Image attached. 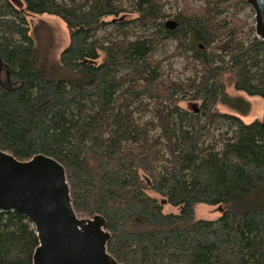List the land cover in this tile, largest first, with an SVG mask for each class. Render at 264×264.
Listing matches in <instances>:
<instances>
[{
	"label": "trees",
	"instance_id": "1",
	"mask_svg": "<svg viewBox=\"0 0 264 264\" xmlns=\"http://www.w3.org/2000/svg\"><path fill=\"white\" fill-rule=\"evenodd\" d=\"M21 1L62 19L69 41L41 56L29 17L0 0V149L59 161L77 217L103 219L116 264H264V116L247 122L242 95L264 99V41L226 15L248 0L170 13L163 0ZM170 40L193 75L165 76L155 55ZM199 203L223 212L197 218ZM37 246L24 215L0 213V264H33Z\"/></svg>",
	"mask_w": 264,
	"mask_h": 264
},
{
	"label": "water",
	"instance_id": "2",
	"mask_svg": "<svg viewBox=\"0 0 264 264\" xmlns=\"http://www.w3.org/2000/svg\"><path fill=\"white\" fill-rule=\"evenodd\" d=\"M11 1L30 14L21 0ZM248 2L255 10L257 36L264 41V0ZM166 26L174 29L178 22L169 19ZM193 110L199 111L195 105ZM9 211L24 215L35 228L33 264H116L106 250L110 235L103 219L77 217L64 167L52 157L37 154L21 161L0 149V213Z\"/></svg>",
	"mask_w": 264,
	"mask_h": 264
},
{
	"label": "rangeland",
	"instance_id": "3",
	"mask_svg": "<svg viewBox=\"0 0 264 264\" xmlns=\"http://www.w3.org/2000/svg\"><path fill=\"white\" fill-rule=\"evenodd\" d=\"M166 3V8L168 13L175 11L181 4L182 0H163ZM195 5H203L204 0H190ZM236 12L238 17L247 20L250 25L255 24V10L250 3H239L237 5H232L227 8L226 15L229 17L232 13ZM28 24L31 30V33L39 42L40 45V54L44 55L45 53H50L51 57L56 59L59 52L68 44L69 41V31L65 22L53 15H41L36 16L29 14L28 15ZM172 19V17L166 18V20ZM247 29V28H246ZM175 42L173 40L167 41L164 46H160L156 52L155 57L157 60L162 61V68L165 76L171 78H181L185 79L188 76L193 75L192 70V60L185 59L182 55L178 54ZM40 58V57H39ZM41 62V59L40 61ZM1 64V62H0ZM1 70H3L1 68ZM4 72V71H3ZM2 72V74H3ZM5 83L4 78L1 80ZM229 92L232 95H235L236 92L229 87ZM243 97L250 101L251 109L249 113L244 117L247 122L254 121L256 119H261L264 116V99L259 96H248L242 94ZM200 102H194L187 100L183 105L187 106L190 110L197 107L200 110ZM220 109L225 112H230L231 110L221 105ZM214 135H218L221 131H225L226 128L219 126ZM222 128V129H221ZM220 129V130H219ZM166 212H175L179 211V208L171 204L165 205ZM223 209L220 205H208L205 203H199L196 206V216L197 218L205 219H216L221 216Z\"/></svg>",
	"mask_w": 264,
	"mask_h": 264
},
{
	"label": "flooded vegetation",
	"instance_id": "4",
	"mask_svg": "<svg viewBox=\"0 0 264 264\" xmlns=\"http://www.w3.org/2000/svg\"><path fill=\"white\" fill-rule=\"evenodd\" d=\"M173 19V18H172ZM175 20V19H174ZM168 21V20H167Z\"/></svg>",
	"mask_w": 264,
	"mask_h": 264
}]
</instances>
